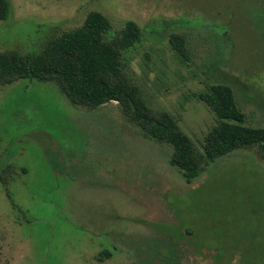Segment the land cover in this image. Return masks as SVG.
<instances>
[{
	"label": "rangeland",
	"instance_id": "374dc122",
	"mask_svg": "<svg viewBox=\"0 0 264 264\" xmlns=\"http://www.w3.org/2000/svg\"><path fill=\"white\" fill-rule=\"evenodd\" d=\"M8 1L0 52L22 56L91 11L111 23L105 42L138 24L123 72L190 136L203 170L187 182L173 146L118 101L75 104L56 81L0 84V264H264V152L207 158L219 118L201 97L229 85L244 125L264 127V0Z\"/></svg>",
	"mask_w": 264,
	"mask_h": 264
},
{
	"label": "trees",
	"instance_id": "16d2710c",
	"mask_svg": "<svg viewBox=\"0 0 264 264\" xmlns=\"http://www.w3.org/2000/svg\"><path fill=\"white\" fill-rule=\"evenodd\" d=\"M9 10V1L0 0V20L8 16ZM110 26L105 15L91 11L83 26L50 41L39 55L0 52V84L20 78L56 81L75 104L94 108L118 101L124 113L146 133L173 146L171 164L182 170L187 182L197 179L203 170V157L196 152L190 136L168 112L148 106L138 85L123 72L122 50L138 39L140 27L131 21L118 38L105 42L104 34ZM172 43L184 52L180 36L173 35ZM201 97L219 118L206 137L207 158L216 159L253 145H259L264 152V127L244 125L245 116L231 86L213 85Z\"/></svg>",
	"mask_w": 264,
	"mask_h": 264
}]
</instances>
